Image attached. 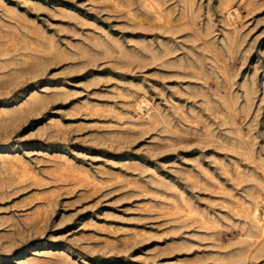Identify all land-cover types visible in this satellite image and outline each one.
Listing matches in <instances>:
<instances>
[{
	"label": "rangeland",
	"instance_id": "rangeland-1",
	"mask_svg": "<svg viewBox=\"0 0 264 264\" xmlns=\"http://www.w3.org/2000/svg\"><path fill=\"white\" fill-rule=\"evenodd\" d=\"M231 1L0 0V264H264V0Z\"/></svg>",
	"mask_w": 264,
	"mask_h": 264
},
{
	"label": "bare ground",
	"instance_id": "bare-ground-1",
	"mask_svg": "<svg viewBox=\"0 0 264 264\" xmlns=\"http://www.w3.org/2000/svg\"><path fill=\"white\" fill-rule=\"evenodd\" d=\"M228 2H227V4H226V2H225V4H226V10H227V12H228V16H229V18L230 19H232V18H234L235 17V14H234V12H239L240 10H239V8H234V9H232V1L231 0H227ZM225 6V5H224ZM227 16V17H228ZM238 16V15H237ZM149 104V102L147 101V99H141V101H140V103H139V108H143V105H148ZM254 215H255V217L258 219V221H261V219L259 218V208L258 207H256L255 208V210H254ZM264 216V215H263ZM264 223V222H263ZM262 223V224H263ZM263 226H264V224H263ZM264 229V228H263Z\"/></svg>",
	"mask_w": 264,
	"mask_h": 264
}]
</instances>
